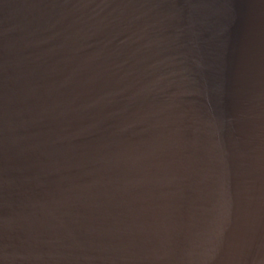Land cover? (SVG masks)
Masks as SVG:
<instances>
[{"label":"water","instance_id":"95a60500","mask_svg":"<svg viewBox=\"0 0 264 264\" xmlns=\"http://www.w3.org/2000/svg\"><path fill=\"white\" fill-rule=\"evenodd\" d=\"M0 264H264V0H0Z\"/></svg>","mask_w":264,"mask_h":264}]
</instances>
